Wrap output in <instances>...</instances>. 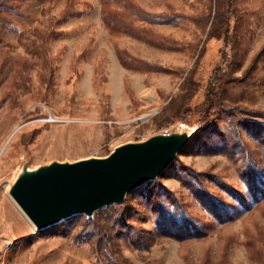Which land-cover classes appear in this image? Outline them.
I'll return each instance as SVG.
<instances>
[{"label": "rangeland", "instance_id": "obj_1", "mask_svg": "<svg viewBox=\"0 0 264 264\" xmlns=\"http://www.w3.org/2000/svg\"><path fill=\"white\" fill-rule=\"evenodd\" d=\"M66 3L25 0V18L0 24V264H110L114 255L105 251L108 259L94 250L96 225L107 234L113 229L131 264H264V180L256 198L242 178L249 163L245 144L254 162L264 163V127L233 128L222 120L206 128L196 109L224 41L208 38L204 26L188 17L207 14L210 1L109 0L118 14L109 25L102 0H82L77 9L83 14L58 24L61 34L48 41V64L31 48L42 43L40 35L28 32L43 28L45 18L60 15ZM237 4L241 52L235 75L242 77L264 47V0ZM138 7L180 16L141 19L134 14ZM133 57L158 68L139 67ZM227 100L264 111V56ZM177 125L197 129L192 141L158 179L114 204H125L128 227L116 223L108 206L91 217L93 223L76 215L39 231L10 197V182L29 156L33 166L107 156L120 144ZM209 193L217 199L208 200ZM217 202L230 217L213 213ZM164 206L170 217L161 224Z\"/></svg>", "mask_w": 264, "mask_h": 264}, {"label": "water", "instance_id": "obj_2", "mask_svg": "<svg viewBox=\"0 0 264 264\" xmlns=\"http://www.w3.org/2000/svg\"><path fill=\"white\" fill-rule=\"evenodd\" d=\"M196 130L177 125L145 140L120 144L107 156L54 159L37 166L29 156L8 192L39 231L76 215L91 218L158 179L192 141Z\"/></svg>", "mask_w": 264, "mask_h": 264}, {"label": "trees", "instance_id": "obj_3", "mask_svg": "<svg viewBox=\"0 0 264 264\" xmlns=\"http://www.w3.org/2000/svg\"><path fill=\"white\" fill-rule=\"evenodd\" d=\"M25 0H0V24L5 26L7 24L13 23L14 21H20L25 18L24 13L22 12L21 8ZM82 0H67V3L63 10L61 11L60 15L58 16H49L45 18V22L43 23V28H31L28 33L36 35H40L41 42L37 46L32 45V50L36 53V57H43L46 62L49 64L52 59L47 57L43 54V51L48 50V41L52 38L61 34V31L56 29V26L61 22H64L71 16H80L83 14V11L77 9V5ZM210 7L209 12L204 15H192L188 18L194 21L195 23L201 24L204 26L205 30L207 31V37H216L223 39L224 45L220 50V63L216 67L214 71V75L210 79L209 86L207 88V93L203 104L197 107V111L200 112L202 115V124L204 127L208 128L211 126H216L222 120H229L232 124L233 128L236 125L240 126L241 124L247 123H254L264 127V111H246L244 110L241 105L238 104H231L227 100V93L228 91L235 86L236 84H247L249 78L252 76L255 64L261 60V56H264V47L260 51V53L256 56L253 67H249L245 71V75L242 77L235 75L236 70V61L239 57L241 52V40H240V20L241 14L240 9L237 4V0H209ZM102 16L104 20L111 25L113 22L112 17H116L117 12L114 8L110 7L109 0H102ZM136 16L140 17L141 19L150 18L152 20L159 18H166L167 20H171L172 18H176L180 15H172L166 13H149L141 7H138L136 11H134ZM41 25V24H40ZM113 25V24H112ZM209 27V28H208ZM25 35V34H24ZM22 35V36H24ZM3 38L0 36V41ZM49 58L47 60V58ZM137 66L142 67H149V68H158L156 65H152L150 63H146L141 59L133 57L132 60ZM140 64V65H139ZM55 79L54 75L51 74L49 77V82H53ZM236 139L243 142L241 139V133L239 131H235ZM248 146L244 145V152L248 154L247 161L248 167L242 174V178L246 181L249 191L252 192L256 198H259L263 194V189L261 188L260 184L264 180V163L257 165L254 162V156L249 153L247 150ZM257 166V167H256ZM223 186L226 188L228 192H233L234 189L227 182H222ZM140 188V187H139ZM139 188L133 190L136 191ZM132 191V192H133ZM208 200L217 199V195H210L209 193ZM213 203V202H212ZM176 205V204H174ZM214 206H218L217 208H211L213 213L217 215L219 218H226L230 217V215L225 216L224 213V205L220 203H214ZM126 206L123 204L122 206L110 205L105 210H111L113 218L115 219L116 223L124 222V226L128 227L130 224L127 223V218L125 216V209ZM165 208V206H164ZM166 211L162 212L164 218L159 221L162 224L163 220L167 221L170 217L167 213L168 209L165 208ZM166 213V214H165ZM168 214V215H167ZM186 216V215H185ZM79 217H83L79 215ZM191 222V219L185 218ZM89 223H93L95 219H87ZM116 225V224H115ZM117 226V225H116ZM97 229L99 230V237H98V245L94 248L96 252L99 254L104 253L107 251L110 255H114V261L110 259V264H131L128 258L125 256L123 249L119 242L117 241V235L112 234L113 229L109 231L107 234V230H103L101 225H96ZM116 228L114 227V230ZM199 233L201 229L198 227ZM89 238L93 236V234H87ZM106 249V250H105ZM101 252V253H100ZM106 252L103 254L109 259V256Z\"/></svg>", "mask_w": 264, "mask_h": 264}, {"label": "bare ground", "instance_id": "obj_4", "mask_svg": "<svg viewBox=\"0 0 264 264\" xmlns=\"http://www.w3.org/2000/svg\"><path fill=\"white\" fill-rule=\"evenodd\" d=\"M11 197V196H10ZM12 198V197H11ZM12 200H13V202L17 205V203L14 201V199L12 198ZM18 206V205H17ZM19 207V206H18ZM19 209H21L20 207H19ZM24 213V212H23ZM25 214V213H24ZM26 216V215H25ZM27 217V216H26ZM27 219H28V217H27ZM29 220V219H28ZM30 221V220H29ZM31 222V221H30ZM31 224H33L32 222H31ZM33 226L36 228V226L33 224ZM37 229V228H36Z\"/></svg>", "mask_w": 264, "mask_h": 264}]
</instances>
